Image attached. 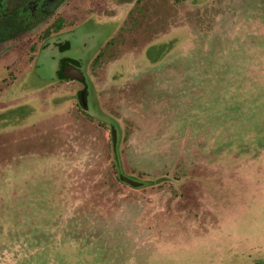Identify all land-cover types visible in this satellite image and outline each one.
<instances>
[{
	"label": "rangeland",
	"instance_id": "374dc122",
	"mask_svg": "<svg viewBox=\"0 0 264 264\" xmlns=\"http://www.w3.org/2000/svg\"><path fill=\"white\" fill-rule=\"evenodd\" d=\"M88 3L0 45V264H264V0Z\"/></svg>",
	"mask_w": 264,
	"mask_h": 264
},
{
	"label": "flooded vegetation",
	"instance_id": "af4514ba",
	"mask_svg": "<svg viewBox=\"0 0 264 264\" xmlns=\"http://www.w3.org/2000/svg\"><path fill=\"white\" fill-rule=\"evenodd\" d=\"M64 1L65 0H56V1L55 0H0V12H1L0 13V38L3 39V41L0 42V45L1 44L4 45L5 43L11 41L17 35H20L24 32H26L27 34V32H29L31 28H34V26L40 25L41 23L45 21V19L49 18V16L55 14L57 10H59L60 6L63 4ZM78 1L81 3H85V2L88 3V1H92V0H78ZM101 1L102 0H96V2H101ZM78 9L82 12V8L79 5H78ZM80 14L77 15L78 17H80V21L75 26V29L73 30V32L81 33V35L86 34V36H84V39H83L84 43L89 42L90 41L89 39H96V37L100 36V35L95 34V28L97 29V26L99 27V29H101L102 27L101 30H103L104 27L105 29H108L106 24L104 26V24H102L99 20H96V18L100 14V11L96 9V6L91 7V9L87 11V13L82 12ZM57 19L58 21H60L61 19H63V17L60 16ZM92 23L95 25H93ZM99 39L100 40L103 39V36L99 37ZM74 47L73 46L71 47L69 42H65L61 46H59V50H60L59 54H62V53L64 54L67 52L66 54L67 56H63L61 58L59 68L56 67L55 65V68H57V70L54 69L56 71V74L54 71L52 78L55 77L56 78L55 80H70V79H64L62 77L65 69L68 67H72L78 70L79 74L83 76L84 81L81 83V81L75 80V82L82 85V88H83L81 91L78 92L77 101L80 104L81 108L84 109L87 107L86 98L88 94L86 91V87H88L87 85L89 84H87L85 76L79 65L78 59H75L74 56L68 57V52L70 51L73 52ZM44 48L45 47L42 46L41 50L39 51V54L37 56V63H38L39 58L41 57L40 54L43 51L47 50V48L45 49ZM94 48H97V47H93L92 50H96ZM71 81H74V80L71 79ZM7 93L8 91H5L4 94L2 95L3 99L0 98V100L3 101V103L4 102L6 103L8 100L9 101L11 100V96ZM18 97H21V96H18ZM14 99H18V98L16 97ZM38 115H40V112H38ZM112 128H111V137H112ZM123 177L129 178L127 176H122V178ZM135 182L139 184L138 185L139 187H141L140 182H137V181ZM124 183L127 184L126 182Z\"/></svg>",
	"mask_w": 264,
	"mask_h": 264
},
{
	"label": "water",
	"instance_id": "95a60500",
	"mask_svg": "<svg viewBox=\"0 0 264 264\" xmlns=\"http://www.w3.org/2000/svg\"><path fill=\"white\" fill-rule=\"evenodd\" d=\"M64 79H73L74 81H81V83L84 81L83 76H81L78 72V70L72 68V67H68L65 69L64 74L62 76ZM116 131L114 128H112V140H113V146L114 149L116 148ZM124 182H126L127 184H129L132 187H139L138 183H136L135 181L129 179V178H122Z\"/></svg>",
	"mask_w": 264,
	"mask_h": 264
},
{
	"label": "bare ground",
	"instance_id": "6f19581e",
	"mask_svg": "<svg viewBox=\"0 0 264 264\" xmlns=\"http://www.w3.org/2000/svg\"><path fill=\"white\" fill-rule=\"evenodd\" d=\"M56 1V0H55ZM52 2H54V1H52ZM51 4H53V3H51ZM47 6H49V5H47ZM52 7V6H51Z\"/></svg>",
	"mask_w": 264,
	"mask_h": 264
}]
</instances>
